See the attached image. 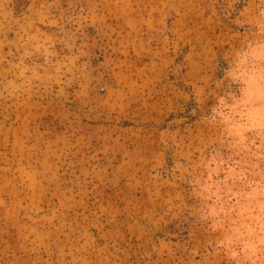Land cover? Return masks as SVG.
<instances>
[{
    "label": "rangeland",
    "instance_id": "374dc122",
    "mask_svg": "<svg viewBox=\"0 0 264 264\" xmlns=\"http://www.w3.org/2000/svg\"><path fill=\"white\" fill-rule=\"evenodd\" d=\"M0 264H264V0H0Z\"/></svg>",
    "mask_w": 264,
    "mask_h": 264
}]
</instances>
